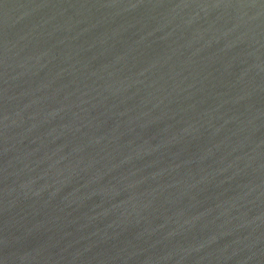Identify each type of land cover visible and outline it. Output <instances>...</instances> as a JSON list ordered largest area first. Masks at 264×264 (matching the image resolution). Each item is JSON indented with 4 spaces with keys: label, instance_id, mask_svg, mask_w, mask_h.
<instances>
[{
    "label": "water",
    "instance_id": "water-1",
    "mask_svg": "<svg viewBox=\"0 0 264 264\" xmlns=\"http://www.w3.org/2000/svg\"><path fill=\"white\" fill-rule=\"evenodd\" d=\"M0 264H264V0H0Z\"/></svg>",
    "mask_w": 264,
    "mask_h": 264
}]
</instances>
